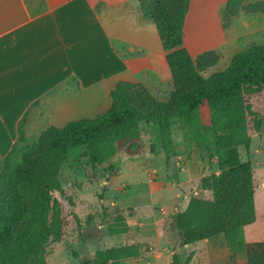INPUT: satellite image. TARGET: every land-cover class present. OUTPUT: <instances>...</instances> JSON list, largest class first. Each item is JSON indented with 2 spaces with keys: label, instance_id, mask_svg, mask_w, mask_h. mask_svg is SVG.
Wrapping results in <instances>:
<instances>
[{
  "label": "trees",
  "instance_id": "trees-1",
  "mask_svg": "<svg viewBox=\"0 0 264 264\" xmlns=\"http://www.w3.org/2000/svg\"><path fill=\"white\" fill-rule=\"evenodd\" d=\"M139 1L144 19L156 25L167 53L175 86L171 97L158 101L148 89L120 82L111 93L112 107L107 113L63 127L52 125L34 143L25 136L26 114L18 124L19 141L0 168V264H47L42 249L65 227L64 201L58 195L66 193L62 172L73 150L85 148L83 157L92 169L104 168L119 156L123 142L141 139L152 124L169 163L179 155L173 138L174 120L180 121L188 151H211L208 136L212 134V151L227 152L219 161V173L201 181V189L212 192V199L193 197L186 210L171 217L179 239L177 249L221 238L233 251L246 255L248 264H264V242L248 243L245 239V228L256 222L257 185L252 160L242 161L238 151L241 145L247 151L251 148L250 121L257 133L263 124L261 115L246 100V87L264 79V44H251L237 53L225 70L205 77L221 58L212 50L193 59L185 46L184 28L192 0ZM245 10L264 13V0H229L222 11L224 28L230 26V18ZM206 104L209 124L203 123L200 113ZM105 170L114 171V167ZM113 217L103 206L102 225L111 236L130 231L127 216ZM73 218L82 230V219ZM86 219L89 228L95 217L90 214ZM142 248L137 244L99 249L91 263L124 264L146 255ZM190 261L175 253L172 264Z\"/></svg>",
  "mask_w": 264,
  "mask_h": 264
},
{
  "label": "crops",
  "instance_id": "crops-1",
  "mask_svg": "<svg viewBox=\"0 0 264 264\" xmlns=\"http://www.w3.org/2000/svg\"><path fill=\"white\" fill-rule=\"evenodd\" d=\"M228 1H191L184 32L192 58L207 50L223 49L230 33L222 23V11ZM243 13L244 17L248 16L245 12L240 15ZM245 21L249 33L264 30V13H253ZM218 71L214 67L204 76L210 77ZM172 81L157 27L144 19L139 0H0V153L4 155L10 144L8 140L14 137L13 123L18 121L22 108L39 94H54L52 125L63 127L71 121L90 119L92 115L109 111L111 93L120 82L143 84L156 99H162ZM178 123L172 122L177 158L179 164L185 163L178 170L180 179L170 180L166 171V180L149 182L147 191L132 194L123 205L115 194L122 193V185L127 182L118 186L113 180L115 174L103 182L107 197L100 201L102 211L103 206L111 205L122 210L130 208L132 212L127 216L130 231L126 234L111 236L103 225L107 227L104 249L140 244L151 250L150 255L125 264H172L175 253L184 259L191 258L190 264H248L246 255L233 251L221 238L177 249L179 239L171 217L186 210L193 197L212 199V192L200 187L206 175H201L202 164L188 157ZM147 143L157 144L156 151L164 156L157 128L151 124L142 138L132 143V162H129L132 170L142 166L147 171L153 167L152 161L147 165L137 161L139 148ZM149 153L151 157L154 155V146ZM249 159L247 156L245 161ZM118 161L121 160L114 159L100 169L112 165L114 172L120 171ZM163 164L169 166L165 158ZM253 165L257 185L256 222L245 228V239L248 243H259L264 242V164L257 163L261 167L258 176ZM151 175L149 178L153 180ZM197 180L198 184H193ZM190 183L196 185L194 189L186 188ZM82 200L74 203L69 199L71 211L80 218L92 209ZM184 202L187 207L182 209Z\"/></svg>",
  "mask_w": 264,
  "mask_h": 264
},
{
  "label": "rangeland",
  "instance_id": "rangeland-1",
  "mask_svg": "<svg viewBox=\"0 0 264 264\" xmlns=\"http://www.w3.org/2000/svg\"><path fill=\"white\" fill-rule=\"evenodd\" d=\"M242 12L247 13L248 16L244 17V13L242 15H240V13L234 18H230L231 24L228 28H224V22L222 19L223 28L230 33L229 35H227L226 43H223V49L214 50L219 54L221 58L219 63L215 66L219 71L225 70L230 65L233 59L232 56L234 54L236 55L237 52L242 51L253 43L260 45L264 44V30L254 33L248 32L245 19L251 17L253 13L249 12L248 10ZM208 51L212 50H207L203 53H206ZM137 85H140V87L142 88H146L143 84L139 83ZM174 89L175 86L174 82L172 81V83H170V88L166 90V93L162 96V99L157 100H168L171 97ZM246 92L247 102L252 104L253 110L261 115L263 124L261 131L257 133L253 129L254 123L250 121L248 128L250 129L249 134L252 138L251 148L249 151H247L246 147L244 145H241L238 147V151L242 161H245L247 159V156L251 158L253 163H255L256 165L258 176L260 174L261 167H257V163H261L262 166L264 164V79L260 81H251L246 87ZM39 95L22 108L21 115L17 117L18 121L16 120L15 123H13L14 137H12V140H8V143L10 142V144L8 145L9 147L6 154L4 155L3 153H0V168L4 166L5 158L8 152L19 141L20 133L19 131H17V126L19 121L22 120L26 114L27 122L25 125V136L29 143L37 142L40 135L46 129L52 126L51 120L52 116L55 114L54 94L46 92L40 96ZM107 112L92 115L90 119H96L98 116L103 115ZM200 113L203 123L209 124L210 109L207 104L201 108ZM178 124L179 129H181L180 121ZM179 140H181V138ZM214 140L215 136L210 134L208 136V143L210 144V146H212L210 149L211 151H198L192 149L190 151L187 150V154L190 159H195L196 163L200 165L202 164L201 166L203 167V171L201 172V175L203 174L206 176H210L217 173L219 171V161L222 160V158H224L227 154L225 150H221L218 152L212 151L214 149ZM146 145V147L139 148V157H137V161H140V164L142 165H147L149 161H152L153 167H150L149 169H147V171L142 166L139 169L135 170H132V168H130L131 165L129 162H132L133 150L132 142H123L121 144L119 156L116 158H119L121 161L116 162V165L122 170L118 169L120 171L115 172H107L104 169H92V167L88 163V159L86 157H83L87 152L85 148H78L70 153L69 160L62 172V183L66 187V193L63 196L58 195L59 199L61 198L62 201H64L63 219L65 227L64 231H62L61 233L52 235L42 249L43 257L47 264H92L91 262L95 256V252L98 249H104L107 243V227H104L102 225V209L100 207V201L102 198L107 197L103 182L109 178L108 176H112L115 174L113 180L116 181V184H118V186L122 182H127L130 184V186L127 183L123 184L121 189L123 192L115 194L120 205H123L125 201L128 202V199L129 197H132V194L135 195L136 193L147 191L149 189V182L158 183L159 181L166 180L164 175L166 171L169 172L168 177L172 181H176L182 177L180 173H178V170L183 166L180 165L185 163H182V161H180L181 163L179 164L180 159L177 158L179 155L173 157L167 164L169 165L167 167L163 164V158L166 159V155L164 154L163 156L156 151L158 145H151L149 143H147ZM153 146L155 148V153H153L154 155H152L151 157V154L149 152L150 148H153ZM259 152H261L262 155L259 154ZM128 156L131 160L128 159ZM149 174H152L151 177L153 178V180L149 178ZM193 184L197 185L198 180L197 183ZM196 185H191L190 183L186 188L194 189V186ZM79 196L81 197V199H79ZM204 197L211 198V195H204ZM69 199H71V202L74 203H77L79 202L78 200L83 199L87 202V207H92V209L90 210L91 212L93 211L92 213L88 210H85L88 211L87 213H91L95 217V220L90 224L92 226L88 228L86 225L87 213H80L81 215L85 216L81 218L83 221V229H79L78 224L73 218L75 214L71 211ZM187 202H184L182 209H185L187 207ZM106 208L111 211L112 215L114 214L113 218H115V215L117 214H120L122 216L132 215L130 208L122 210L119 207L111 205ZM111 220L112 219H110V221ZM143 247L146 249L145 250L144 248H142L143 252L150 255L151 250L149 249V247L146 245H143Z\"/></svg>",
  "mask_w": 264,
  "mask_h": 264
},
{
  "label": "water",
  "instance_id": "water-1",
  "mask_svg": "<svg viewBox=\"0 0 264 264\" xmlns=\"http://www.w3.org/2000/svg\"><path fill=\"white\" fill-rule=\"evenodd\" d=\"M92 264H94V263H92Z\"/></svg>",
  "mask_w": 264,
  "mask_h": 264
}]
</instances>
